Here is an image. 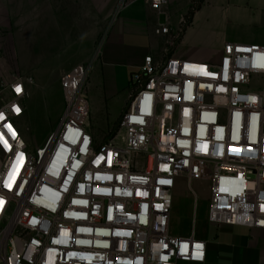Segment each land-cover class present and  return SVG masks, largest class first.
<instances>
[{"label": "built area", "instance_id": "2783aa9c", "mask_svg": "<svg viewBox=\"0 0 264 264\" xmlns=\"http://www.w3.org/2000/svg\"><path fill=\"white\" fill-rule=\"evenodd\" d=\"M142 1L163 18L153 31L164 48L130 73L108 138L86 125L99 49L61 75L63 109L33 147L22 120L31 79L0 82V264H202L195 181L208 191L209 225L264 230V45L228 41L213 60L174 56L188 17L171 30L169 0ZM180 181L193 202L186 235L170 230Z\"/></svg>", "mask_w": 264, "mask_h": 264}, {"label": "rangeland", "instance_id": "374dc122", "mask_svg": "<svg viewBox=\"0 0 264 264\" xmlns=\"http://www.w3.org/2000/svg\"><path fill=\"white\" fill-rule=\"evenodd\" d=\"M120 1L0 0V82L15 76L31 79L22 120L27 128L25 138L32 147L45 139L60 116L61 75L94 58ZM208 26L215 29L213 24ZM219 49L183 42L177 44L172 53L190 56L196 51L204 57L201 59L213 60ZM87 100L89 105V98ZM91 109L89 107L86 120L90 131L97 127L90 119ZM119 117L113 124L94 130L95 137L111 136L118 128ZM192 186L198 193L196 232L198 236L210 237L212 229L206 220L207 188L199 181L193 182ZM192 212V199L185 183L180 181L173 193L170 230L186 235L191 227Z\"/></svg>", "mask_w": 264, "mask_h": 264}, {"label": "crops", "instance_id": "0c3cea01", "mask_svg": "<svg viewBox=\"0 0 264 264\" xmlns=\"http://www.w3.org/2000/svg\"><path fill=\"white\" fill-rule=\"evenodd\" d=\"M165 12L171 30L179 26L181 18L190 17L178 45L187 42L221 48L228 41L264 45V0H169ZM162 21V16L142 0H129L112 21L86 88L88 108H92L90 119L97 125L91 129L94 137V130L113 124L123 111L129 75L144 56H161L165 37L153 30ZM191 56L204 58L196 51L184 57ZM59 109L61 112V94ZM210 228V237L200 235L207 241L202 264H264V230L244 226Z\"/></svg>", "mask_w": 264, "mask_h": 264}, {"label": "snow or ice", "instance_id": "6c2138e0", "mask_svg": "<svg viewBox=\"0 0 264 264\" xmlns=\"http://www.w3.org/2000/svg\"><path fill=\"white\" fill-rule=\"evenodd\" d=\"M260 67H264V64H261V65H259ZM201 71H203V69H201ZM205 75H207L208 73H204ZM225 78H227V77H225ZM221 90H223V89H221ZM253 102H255V100H256V98L255 97H251L250 98ZM62 235H66V234H64V233H62ZM66 241H63V240H58V241H56V243H65ZM78 243H80L79 241H78ZM197 247H199V245H197ZM70 255H74V254H70Z\"/></svg>", "mask_w": 264, "mask_h": 264}, {"label": "trees", "instance_id": "16d2710c", "mask_svg": "<svg viewBox=\"0 0 264 264\" xmlns=\"http://www.w3.org/2000/svg\"><path fill=\"white\" fill-rule=\"evenodd\" d=\"M189 18H190V17H188V22H189Z\"/></svg>", "mask_w": 264, "mask_h": 264}]
</instances>
